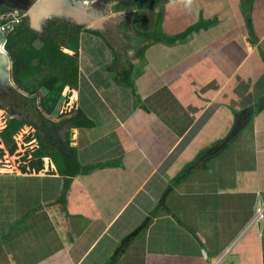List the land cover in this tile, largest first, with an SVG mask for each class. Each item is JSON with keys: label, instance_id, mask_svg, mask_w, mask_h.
I'll list each match as a JSON object with an SVG mask.
<instances>
[{"label": "crops", "instance_id": "0c3cea01", "mask_svg": "<svg viewBox=\"0 0 264 264\" xmlns=\"http://www.w3.org/2000/svg\"><path fill=\"white\" fill-rule=\"evenodd\" d=\"M68 1L52 3L73 19L58 13L49 28L81 20ZM125 1L135 9L125 14L126 21L142 14L137 26L144 37L138 39L130 27L134 63L96 66L93 74L88 56L100 52H87L80 42L81 94L72 106L96 127L71 130L70 146H78V159L91 173L73 180L61 204L65 182L51 159L38 173L28 168L25 174L26 166L14 175L0 170V264H264V218L254 224L256 212L264 215V109H258L264 105V0L256 5L248 0ZM125 23L115 28L117 38L124 35ZM155 23L168 38L193 32L173 46L153 44L146 35ZM90 35L87 41H93ZM131 64L134 91L107 76ZM61 71L72 68L61 65ZM244 112L253 115L246 114L237 138L214 149ZM196 163L202 173L207 169L205 178L189 177V184L178 180ZM32 173L40 175L25 177ZM39 187L45 194L31 196ZM84 197L89 202L77 205ZM222 198L231 199L230 206ZM196 200L201 206L190 205ZM30 216L36 218L33 230L42 225L46 233L18 232ZM146 221V234L120 255L121 245ZM43 237L47 240L40 243Z\"/></svg>", "mask_w": 264, "mask_h": 264}, {"label": "trees", "instance_id": "16d2710c", "mask_svg": "<svg viewBox=\"0 0 264 264\" xmlns=\"http://www.w3.org/2000/svg\"><path fill=\"white\" fill-rule=\"evenodd\" d=\"M141 1L142 0H138ZM252 1V0H248ZM130 3H123L121 7H119L122 10H126L130 7ZM140 9V8H139ZM254 6L250 7L249 11H253ZM142 14L140 12L136 13V18L134 20L133 17L130 19H127V23H125V29L124 36L127 35L126 39H133L134 33L138 36V39H142L144 35L142 34L141 28L137 26L138 21L141 19ZM162 19V15L159 17ZM132 20V22H131ZM131 22V23H130ZM130 27L134 31L133 34L130 32ZM121 28V29H123ZM74 30V29H73ZM153 30V31H152ZM85 34H91L94 36L102 37L103 35L100 33H95L89 30H83ZM33 31L30 30L28 26L21 27L19 31L12 35L9 38V44H8V50L14 57V73L15 78L17 80V84L20 86L21 89L26 90L31 95H35L39 92V90H46L47 94L44 97L40 98L39 107L34 108V103L37 102V99H33L32 102V112L33 118L38 117L37 120H31V117L22 118L21 120H14L11 121L9 124L6 134H4L5 138L12 139V144L9 148V152L11 155H14L18 151L17 143L13 141V137L21 130V128L24 127H32L34 130H36L35 139L39 143V149L35 151L33 154L34 160L30 162L29 166L23 167L22 171L25 174H28V168L32 169L34 172H41L44 170V162L43 160L48 158L51 159V161L54 162L56 165L60 175L64 178L65 182V188H64V195L61 200V204L64 203V199L66 195L69 193L73 180L80 177L87 175L91 173V168L84 167L81 165L78 154L74 153L76 149L70 147L71 143V130L77 129V130H90L96 127V123L92 120H90L86 113L83 110H75L73 113L70 114H63L59 116L61 119L58 123H52L49 122L46 118V116H54L56 112L60 109V102L62 101V95L64 92V89L66 86L70 85L68 83H74L73 80L74 76H78V71L74 70L73 72H65L66 74H71L70 79L68 81V78L66 77V81H60V77L56 75H46V77L43 79V81L37 86L36 89H33V87L30 85V79H33L34 75L40 74L42 71V67L47 64V60L50 58V55L53 54V56L56 58V53L61 52L60 48L56 46L47 35H39V40L42 42V49L38 50L35 48L32 44L31 51L29 52V55L24 54L23 48L24 46H27L28 41L26 39H23L24 36L30 37L31 34H34L35 36H38L36 33H32ZM81 31L74 30V33L76 35H79ZM154 32V34H153ZM193 31L185 32L181 34L180 36H174V37H166L163 34L161 25L155 23V25L152 27L150 34L146 35V37H149L150 40L153 41V44H167L168 46H173V44L186 40L190 33ZM37 39V37H36ZM78 39V38H75ZM139 42V41H137ZM79 44V39H78ZM141 44V42H139ZM110 46V44H109ZM74 48V47H73ZM147 47H144L139 50L138 54V60L143 59L144 50ZM73 51V50H71ZM77 52V55L79 57V46L78 50H75ZM260 53L262 54L263 60H264V51L260 49ZM67 57L64 54H62L61 58ZM73 59V58H72ZM118 56L115 54L114 59V66L119 65ZM90 70V69H89ZM111 71V70H110ZM135 71V66L130 65L128 68L124 67L122 71L117 72V76L122 79H116V81L123 85L127 89H131L134 91L133 86V75ZM68 82V83H67ZM74 100L77 99V95H74ZM24 107L19 108V113L22 117H25ZM41 109L42 112L39 111ZM259 111H262L264 109V105H258ZM18 112L15 110L12 111V114L15 116ZM36 114V116H35ZM10 135V136H8ZM3 155V152H1ZM1 157V156H0ZM187 170V169H186ZM184 170L183 172H185ZM182 174L178 177V180H181ZM125 247V246H124ZM125 248H123L120 252V255L124 253Z\"/></svg>", "mask_w": 264, "mask_h": 264}, {"label": "rangeland", "instance_id": "374dc122", "mask_svg": "<svg viewBox=\"0 0 264 264\" xmlns=\"http://www.w3.org/2000/svg\"><path fill=\"white\" fill-rule=\"evenodd\" d=\"M91 1V0H89ZM257 1L259 0H252L249 1L248 3L257 4ZM114 1H112L108 6V18H114L113 20H118L121 19L123 17H125V14L128 13H133L135 11V9L133 7H129L126 10H122L119 7L122 6L123 3H127L126 1L122 2L121 4L118 3H114L115 5H113ZM128 4V3H127ZM131 5V4H130ZM249 23V21H248ZM249 25V24H248ZM44 34L49 36L48 38L56 45L60 48L61 52H57L56 53V58L53 56V54L50 55V58L46 61L47 64H45L42 68V71L40 74H36L34 75L33 79H30V85L33 87V89H36L37 86L43 81V79L46 77V75H56L58 77H60V81H66V77L68 78V81L71 80L70 79V75L71 74H66L65 72L61 71V65L63 66H69L70 68H72V72L74 70L79 71L80 69H83V66H81L80 64V60L79 57L77 55V52H75V54H70L67 53L66 49L70 48V49H74V50H78V46L79 48L81 47V43L83 44V48L87 51V52H95V49L98 50V52L100 53H96V55L92 58L90 55L88 56V62H89V66L91 65V72L94 74L97 71V68H101L104 67L108 64H111L112 66H114V59H115V54L118 52L119 54H117L118 56V61L121 64H124L123 62H125L126 60H129L131 63L135 62V58H134V54L131 51H136L135 47H130L128 46V42L130 41L129 39L127 40V35H122L120 38H117V31L115 29L114 26H112L111 24L105 25L106 29L111 30V32L107 33L106 35L102 34V37H98V36H92L90 34H85L82 32L79 33V35H76V33H74L75 28L74 25L68 23L67 24H62L59 23L58 26H56L57 28H49L50 25L48 23L44 24ZM21 28V27H20ZM19 28V29H20ZM18 29V31H19ZM74 29V30H73ZM17 31V32H18ZM33 33V32H32ZM93 39V41H87L86 38L89 39V36ZM11 37V36H10ZM37 37V39H36ZM126 37V38H125ZM39 35L35 36L34 34H31L30 37L24 36L23 39L29 40L28 41V45L24 46L23 48V52L26 55H29V52L31 51L32 48V44L35 48H37L38 50L42 49L43 45L41 40H39ZM78 38L79 39V44H78ZM98 40L97 42L95 40ZM101 42V43H98ZM110 44V46H109ZM72 45L74 46V48L72 47ZM132 48V50H131ZM129 52V53H128ZM107 53L109 55V59L106 57V55H103ZM62 54H64L67 57H63L61 58ZM79 54V52H78ZM103 57V58H100ZM73 58V59H72ZM110 65V66H111ZM132 65V64H131ZM97 66V68H96ZM116 66V65H115ZM125 66V65H124ZM14 72V69H13ZM83 72V71H82ZM79 73V72H78ZM96 74H98V72H96ZM83 75V74H82ZM117 71L114 68V70L112 71V73L108 72L107 76L110 77L111 79H119L121 80V78L116 77ZM264 78V77H263ZM110 79V80H111ZM73 80L75 81L73 84L72 83H68L70 85L66 86V88L64 89L63 95H62V101L60 102V109L58 110V112L55 113L54 116H47V120L49 122L55 123V118H59V116L63 113V114H70L73 113L74 107L72 106V104L74 102H76L78 100V98L80 99V88L79 85L81 84L80 82V78L79 76H74ZM87 82H89L88 80H86ZM17 85V84H16ZM19 86V85H17ZM16 86V87H17ZM93 86V84H92ZM20 87V86H19ZM23 91V90H21ZM47 92L46 90H39V92L35 95L32 96L33 99H37V102L34 103V108H37L36 105L38 102V99L41 97L46 96ZM77 95V99L74 100V95ZM14 96V94H13ZM12 96V97H13ZM12 97H10L8 100H10ZM9 102H4L3 106L8 108L9 106ZM30 103H26L25 104V109L26 111L29 110L30 108ZM73 110V111H72ZM25 111V110H24ZM25 111V115H28V113ZM40 112H42V114H44V112L39 109ZM35 112V110H34ZM33 112V113H34ZM6 113L8 114V112L5 110H3L0 106V170L5 171L6 169L9 170V173H1L2 175L7 174V175H14L15 173H17V168H21L23 166H29L30 162H32L34 159L33 154L35 153V150L37 148V142L36 140L33 142V138L31 137V135H33L34 131L31 127H24L21 128V130L13 137V141L17 143L18 146V151L14 154L11 155V153L9 152V148L12 144V139L10 138H5L4 134H6V130L9 126V124L11 123V121L17 120V119H11L8 115H6ZM32 113V116H33ZM37 113V112H35ZM36 116V114H35ZM58 116V117H57ZM34 121L38 119V117L36 116V118H32ZM31 119V120H32ZM10 136V135H8ZM244 136L242 137V139L239 142L243 141ZM238 142V143H239ZM3 145V146H2ZM70 147H74V149H76V147L78 146H70ZM78 150L74 151V153H77ZM1 152H3V155L1 154ZM7 158H11V159H15V161H11L8 160ZM12 162V163H11ZM10 163V164H8ZM47 163V162H46ZM45 160H44V167L45 169H47L49 166H46ZM201 164L196 163L191 165L190 168H188L185 172L182 173L181 178H183V180H188L187 183L189 184V177L190 178H205L202 176L204 173H206L207 169H203L204 173H202L201 170ZM28 171H30L28 169ZM33 171V170H32ZM37 174L32 173L28 176L25 177H35ZM40 175V174H38ZM37 175V176H38ZM32 183L33 179H31ZM187 187V185H186ZM217 191H219V188H216ZM33 195L31 194V196L34 197H38L40 198L42 195L45 194V189L44 188H40L36 191H33ZM83 202H89V200L84 197L81 200H78L77 205H80ZM223 204H226L227 206H230V204L232 203V200H227L225 201L222 198ZM190 205H198L201 206L202 201L201 200H196V201H190L189 202ZM194 211H201L200 207H192ZM259 211V210H258ZM260 211H264V208H261ZM176 219L180 222V223H184L185 225H187L185 223V221L183 220V218L181 216H179L178 214H175ZM205 217H207V215H205ZM36 220V218L34 216H30L27 218L26 222L21 224V226L23 228H21L20 230H18V232L20 234L23 235H27L30 231H35V232H41V233H46V229L41 226H36V229L33 230V226L34 223L33 221ZM256 221V222H255ZM255 221L254 224H258V212H256V216H255ZM234 224V219L231 218V220H229V226H232ZM146 234V231L143 232V234L141 236H144ZM140 236V237H141ZM21 238V236H20ZM47 240V238L43 237L40 239V243L41 242H45ZM175 242L176 244L179 242V239H177L175 237ZM177 246V245H176ZM175 246V248H176ZM42 252L44 251V249L41 250ZM99 249H96L95 252L92 254V257H94L97 253H98ZM40 255V254H38Z\"/></svg>", "mask_w": 264, "mask_h": 264}, {"label": "water", "instance_id": "95a60500", "mask_svg": "<svg viewBox=\"0 0 264 264\" xmlns=\"http://www.w3.org/2000/svg\"><path fill=\"white\" fill-rule=\"evenodd\" d=\"M16 1L17 0H0V14L2 13L3 9H6V8L9 9V7H8L9 2L15 3ZM68 2L70 5V8L72 10L74 8H77L78 10H81V12H82L80 14V19L82 21L79 20L78 24L86 26L92 32H100L101 34H106L107 31H106L105 23L111 22L109 24H111L112 26H114L116 28L119 26L118 24H121V22L126 21V19H124V18L120 19V20H113L112 18H108V16L106 17L107 2H105V1L101 2L100 5L94 4L93 6H88L85 2H82V1H71V0H69ZM97 6L100 8L98 10L101 11L100 12L101 14H99V12L95 10ZM41 10H42L40 13L41 15L35 14L33 16V21L31 23V30L33 32L40 33V34L43 33L42 32L43 31L42 23H43L44 16H46L47 18L50 16L46 13L45 10H43V9H41ZM54 10H56V11H53L56 15L58 13H60V16L65 15V16H67V18L73 19V17H69L68 15H66L61 7H54ZM49 13H50V11H49ZM249 27L251 30L252 40L254 41V43L256 45H259L260 41L255 36V32L253 30V24L251 21L249 22ZM7 44H8L7 36L0 32V45H1L0 46V91H1L2 87H4V88L6 87V84L8 82H12L13 86L16 87L15 83L12 81L13 80V61H12V57L10 56V54L6 50ZM246 114H247V116H252L253 112H244L241 115L237 114L236 115V123H235V126L233 128L232 133L222 144H220L219 147L214 148V149H216V150L222 149V148L228 146L233 140H235L237 138L239 133L244 128V125H245L244 123L246 122ZM46 160H49V162H50V159H46ZM165 199L166 198L164 197V199L162 200V203H165ZM148 223H149V221H146L143 226H141L138 230H136L133 234H131L125 240V242L121 245L120 248H123L125 245L129 244L140 233H142L148 227Z\"/></svg>", "mask_w": 264, "mask_h": 264}, {"label": "flooded vegetation", "instance_id": "af4514ba", "mask_svg": "<svg viewBox=\"0 0 264 264\" xmlns=\"http://www.w3.org/2000/svg\"><path fill=\"white\" fill-rule=\"evenodd\" d=\"M52 1L53 0H17L15 3L14 2H9L8 3L9 9L8 8L3 9L2 13H4V12H11V13H15V14L22 15L23 16V26L22 27H26V26L31 25V23L33 21V16L35 14H40L41 11H42L41 9H43V10L46 11V13L48 15H50L48 18L46 16H44V18H43V23H42L43 31L42 32H44V28H45L44 27V24L45 23L53 24L56 21V14L53 12V11H56V10H54V7L56 5H55V3H52ZM103 1L107 2V6H108L110 4V2H112V1H114V3H118L120 1L124 2L125 0H91L90 3L87 4V5L88 6H90V5L93 6L95 3H96V5H98L100 2H103ZM98 9H100V8L97 6L95 10L98 11L99 14H101L100 13L101 11H99ZM108 9H109V7L106 8V17L108 16V14H107L108 13L107 12ZM49 11H50V13H49ZM72 12L75 15H77V18H80V14L82 13L81 10H78L77 8H74L72 10ZM1 14H0V20H1ZM78 21L74 25L73 28H75L76 30L79 29L82 32L84 26L81 25V24H78ZM109 23H111V22L105 23L106 27H107V25H109ZM0 26H1V21H0ZM95 33H100V32H95ZM38 35L44 36L45 34L44 33H42V34L38 33ZM7 38H8V44H9V41H10L9 38H10V36H7ZM8 44L6 45V50L10 54V56L12 57L13 69H14V57L10 53V51L8 50ZM12 81L15 83V85L17 84V80L15 78V73L14 72H13V80ZM11 84H12V82H8L6 84V87L5 88L2 87V89L0 91V95H1L0 96V106H1V108L3 110H5V112L6 111L8 112V114H9L8 117H10L11 119L14 118V119H17V120H21L22 118H26V117H31L30 119H32L33 118V116H32V113H33L32 112L33 111L32 110V102H33L32 96L33 95H31L26 90L21 89L19 86H17L18 84L16 85L17 87H14L13 84L12 85ZM21 90H23V91H21ZM13 94H14V96H13ZM10 97H12V98L10 100H8ZM39 101H40V98L38 99V102ZM4 102H9L10 103L9 106H8V108H6V107L3 106ZM26 103H30V107H29L30 109L27 110V111L25 109V104ZM22 106L24 107V109H22V111L25 110L28 113V115H25L24 114L25 117H22L20 115V113H19V108L22 107ZM37 107H39V104L38 103H37ZM13 110H15L16 112H18L17 115L14 116L12 114V111ZM8 114L6 113V115H8ZM32 121H33V119H32ZM10 122H11V120H10ZM33 131H34V133H33V135H31V137L33 138V142H34L36 140L35 139L36 130L33 129Z\"/></svg>", "mask_w": 264, "mask_h": 264}, {"label": "built area", "instance_id": "2783aa9c", "mask_svg": "<svg viewBox=\"0 0 264 264\" xmlns=\"http://www.w3.org/2000/svg\"><path fill=\"white\" fill-rule=\"evenodd\" d=\"M0 31L7 36L13 35L23 24V16L15 13H5L1 16ZM258 217L260 220L264 218V215L259 212Z\"/></svg>", "mask_w": 264, "mask_h": 264}, {"label": "clouds", "instance_id": "9594fccd", "mask_svg": "<svg viewBox=\"0 0 264 264\" xmlns=\"http://www.w3.org/2000/svg\"><path fill=\"white\" fill-rule=\"evenodd\" d=\"M5 13H11V12H4V13L1 14V16H2L3 14H5ZM22 26H23V24H22ZM22 26H21V27H22ZM106 30L108 31V29H106ZM17 31H18V30H17ZM16 33H17V32H16ZM16 33H15V34H16ZM3 34H4V33H3ZM13 35H14V34H13ZM104 35H105V34H104ZM6 36H7V35H6ZM10 36H12V35H10ZM73 110H75V109H73ZM73 110H72V111H73ZM61 115H63V113H62ZM61 115H60V116H61ZM46 159H48V158H46ZM44 160H45V159H44Z\"/></svg>", "mask_w": 264, "mask_h": 264}, {"label": "bare ground", "instance_id": "6f19581e", "mask_svg": "<svg viewBox=\"0 0 264 264\" xmlns=\"http://www.w3.org/2000/svg\"><path fill=\"white\" fill-rule=\"evenodd\" d=\"M101 4V2L99 3V5Z\"/></svg>", "mask_w": 264, "mask_h": 264}]
</instances>
